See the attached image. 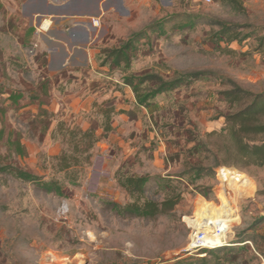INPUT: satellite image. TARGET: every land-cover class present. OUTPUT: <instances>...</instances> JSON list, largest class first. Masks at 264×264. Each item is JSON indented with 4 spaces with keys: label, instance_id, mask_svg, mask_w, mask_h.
Here are the masks:
<instances>
[{
    "label": "rangeland",
    "instance_id": "374dc122",
    "mask_svg": "<svg viewBox=\"0 0 264 264\" xmlns=\"http://www.w3.org/2000/svg\"><path fill=\"white\" fill-rule=\"evenodd\" d=\"M24 1L0 0V166L51 178L55 157L68 149L56 129L59 121L65 127L93 128L99 140L78 184H65L62 196L0 171V264H173L206 253L211 263L228 262L235 254V264H264V166L220 165L233 170L226 175L232 184L226 190L204 145L206 133L219 131L222 115L232 111L221 94L231 88L230 81L264 91V44L259 41L264 0H237L235 6L216 0H108L88 62L68 61L55 76L47 75L45 56L38 61L42 36L53 23L38 33V19L19 20ZM189 15L196 16L195 27L181 29L178 24ZM90 18L75 20L89 23ZM216 20L252 35L227 44L216 36ZM157 22L163 28L155 29ZM146 26L128 52L130 64H112L109 50ZM30 42L32 51L26 48ZM192 72L203 73L147 106L137 104L124 83L125 77L135 81L144 74L175 78ZM44 80L48 83L40 86ZM105 109L113 111L109 132L102 130ZM199 161L206 169L195 177L186 163ZM145 174L170 178L180 201L154 219L118 216L109 203L133 200L118 177ZM241 176L247 185L235 183ZM164 192L151 182L146 196L161 200ZM199 206L233 219L221 235L232 253H185L192 227L208 234L196 225Z\"/></svg>",
    "mask_w": 264,
    "mask_h": 264
},
{
    "label": "trees",
    "instance_id": "16d2710c",
    "mask_svg": "<svg viewBox=\"0 0 264 264\" xmlns=\"http://www.w3.org/2000/svg\"><path fill=\"white\" fill-rule=\"evenodd\" d=\"M216 1L233 6L237 3V0ZM195 17L194 15H189L186 21L181 22L178 26L181 29L194 28L196 24ZM214 24L218 27L216 31L218 40L227 44L235 41L241 42L252 35L251 32L244 33L239 31L238 25L217 20L214 21ZM152 25H156L155 29L163 28V25L158 22ZM147 27L135 33L134 36L119 47L109 50L112 64L115 66L122 63L125 65L130 64L131 58L128 52L135 47V41L143 37ZM259 41L262 46L264 44V35L259 38ZM24 46L26 47L27 44ZM26 48L28 50L32 49V42ZM44 56L45 54L41 53L38 56V61ZM45 65L46 61L44 60L43 66ZM202 73H186L175 78H164L158 74H144L138 76L135 81L133 77H125L124 83L131 88L136 103L147 106L157 95L175 90L183 84L186 78L198 77ZM44 81L40 83V86L46 85V82L48 83V81ZM230 83L231 88L221 92V94L223 99L229 103L232 111L222 115L224 125L219 131L213 130L206 133L208 140L204 144L205 149L210 156L214 157V166L217 167L220 165L236 168H243L248 165L264 166V91L252 92L241 88L232 81ZM103 113L105 119L102 130L109 132L113 129L111 124V113L113 111L105 109ZM56 129L63 138L67 139L68 149L62 150L55 157V174L51 178L44 180L29 171L14 166H0V171H7L17 179L24 182H32L38 189L57 196L63 195L65 184L77 185L80 172L83 171L84 165L89 163L94 145L99 140L98 132L93 128L65 127L63 121L57 123ZM186 164L190 169L196 170L195 177H199L201 171L206 169V167L202 166L201 161L194 164ZM57 173H62V178H58L56 176ZM151 182H154L160 188H165L164 197L161 200H154L146 196L149 183ZM117 183L133 199L124 205H119L115 202L109 203L111 209L123 218L142 217L154 219L172 210L181 199V193L175 191L176 189L172 185L170 178H164L159 175L121 176L118 177ZM244 241L241 240L239 242ZM224 247V245H221L207 250V252L214 257L223 249H227L229 253L233 252V248ZM206 256L207 253L205 256L193 261L177 260L173 264H235L237 262V258L234 257L235 254L228 259V262L218 259L211 263V260Z\"/></svg>",
    "mask_w": 264,
    "mask_h": 264
},
{
    "label": "crops",
    "instance_id": "0c3cea01",
    "mask_svg": "<svg viewBox=\"0 0 264 264\" xmlns=\"http://www.w3.org/2000/svg\"><path fill=\"white\" fill-rule=\"evenodd\" d=\"M87 1L93 7L96 3H99V8L103 10H106L111 5V1L108 0ZM83 3L79 0L24 1L19 20L32 22L34 18L39 20L45 16L53 17V26L47 34L42 36L41 43L42 53L45 54L46 58L45 71L47 75H57L67 67L66 63L68 61L73 62V65H83L81 64L82 62H88L90 57L89 46L94 37L93 32L97 28L88 22L75 20L81 16H87L85 12L79 13L77 11L78 7L82 6Z\"/></svg>",
    "mask_w": 264,
    "mask_h": 264
},
{
    "label": "built area",
    "instance_id": "2783aa9c",
    "mask_svg": "<svg viewBox=\"0 0 264 264\" xmlns=\"http://www.w3.org/2000/svg\"><path fill=\"white\" fill-rule=\"evenodd\" d=\"M204 2L206 3H209L211 2L212 0H203ZM46 17H41L39 20H37V27L36 30L38 33H41L42 31H46L49 26L53 23V17H48L49 20H50V23L49 25L47 26V29H43L41 27V23H43L46 19ZM92 26H97V23H98V19L92 17L90 18V22H89ZM35 45V44H34ZM33 45V46H34ZM36 46V45H35ZM33 50V47L32 49H30V51ZM232 172L233 173V170H228L226 169L225 167H219L217 169V176H219V181H220V185H223L224 189L228 190V186H231L230 185V174L228 176L227 173H230ZM247 182L248 180L245 178V176H241L239 179H236L235 183L239 184V185H247ZM223 224H226L229 222L228 220H223L222 221ZM227 230V226L225 228V230H220V229H215L214 234L218 235V237L220 238V241H221V244H218L216 246H214L213 244H211V242L209 241V239L207 238L208 235L210 233H206V232H203V231H199L196 227H192V231L190 233V236H189V244L187 246V248L185 249V252L187 254H190V255H201L203 253V251L205 250H210V249H213L215 247H218V246H221V245H226L225 242L222 240L221 238V235Z\"/></svg>",
    "mask_w": 264,
    "mask_h": 264
},
{
    "label": "bare ground",
    "instance_id": "6f19581e",
    "mask_svg": "<svg viewBox=\"0 0 264 264\" xmlns=\"http://www.w3.org/2000/svg\"><path fill=\"white\" fill-rule=\"evenodd\" d=\"M91 5L88 6L89 9L93 7ZM98 9L99 10L96 11V13H94V10H92V11L90 10V13L89 12L88 13L86 12L85 14L87 16H89V17H94L96 19H99V16L105 10H103L102 8H99V3H98ZM79 13H81V12H79ZM49 23H50V20L49 19H46L43 23H41V27L45 30V29H47V26L49 25ZM93 27H95V26H93ZM233 197H234V195H233ZM224 198H226V196H224ZM227 198L229 200H231V201L233 199L232 197L230 198L228 196H227ZM220 216H226L228 218L229 222H232L233 221V219L230 218L228 216V214H225V213L222 212L219 215H213V214H211V211L209 209H203L200 206L198 207V211L196 213V218H195L196 221H197L196 225L198 227H204L207 230V232L210 233L207 238L209 239V241L211 242V244H213L214 246H216L218 244H221V241H220V238L218 237V235H216V234H214L212 232H214L215 229H220V230H223L224 231L225 228H226V226H227L226 224L221 223L223 220L218 218ZM198 230L200 231V229H198Z\"/></svg>",
    "mask_w": 264,
    "mask_h": 264
},
{
    "label": "water",
    "instance_id": "95a60500",
    "mask_svg": "<svg viewBox=\"0 0 264 264\" xmlns=\"http://www.w3.org/2000/svg\"><path fill=\"white\" fill-rule=\"evenodd\" d=\"M79 1L84 2L82 6L80 5V7H78L77 11H79V12H85V13L89 12L90 13V10L91 11L94 10V13H96V11L99 10L98 9V3H96V5L94 7L89 9V7H88L89 6V4H88L89 1H87V0L86 1L79 0Z\"/></svg>",
    "mask_w": 264,
    "mask_h": 264
}]
</instances>
